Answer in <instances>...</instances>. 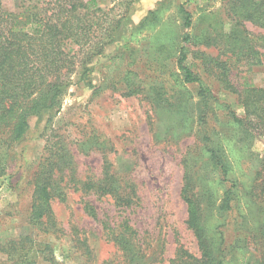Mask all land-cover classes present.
Returning a JSON list of instances; mask_svg holds the SVG:
<instances>
[{"label": "rangeland", "instance_id": "1", "mask_svg": "<svg viewBox=\"0 0 264 264\" xmlns=\"http://www.w3.org/2000/svg\"><path fill=\"white\" fill-rule=\"evenodd\" d=\"M21 1L5 0L11 9ZM98 2L114 8L115 16H125L117 42L94 58L89 70L79 69L72 75L59 109L44 118H31L24 137L2 152L8 166L0 176V244L32 235L40 244L38 257L42 255L36 264H80L69 236L75 225L87 236L94 258L102 264L120 257L104 226L127 219L148 246L151 261L156 259L153 264H171L180 251L199 258L198 242L188 228V207L182 198L189 172L195 174L194 187L210 197L204 204V221L213 237L225 234L227 244L232 242L235 227L241 222L244 229L253 232L261 218L248 200L256 184V193H262L264 200V137L246 134L230 123V111L243 117L244 109L203 73L202 63L205 57L230 54H226L230 47L225 45L224 36L232 30L246 32L252 39L264 36V28L234 17L229 0ZM151 11H155L153 16H149ZM186 13L191 16L190 27L186 26ZM148 16L149 21L138 28ZM181 49L187 53L185 65L203 73L202 80L215 97L211 103L216 115L209 122L224 146L230 167L225 183L217 172L205 167L207 154L198 121L199 86L181 81ZM260 50L264 53V48ZM232 78L236 84L247 79L264 87V56L262 66L252 70L241 66L233 70ZM180 95L175 101L174 96ZM51 135L62 137L72 151L81 179L100 181L107 173L124 177L126 192L136 191L133 207L119 210L110 197L85 196L69 188L66 202H54L56 218L66 235L55 239L33 228L29 224L33 175ZM232 187L233 208L221 212L225 193ZM85 202L96 208V217L84 210ZM6 259L0 252V261ZM227 259L230 264H259L262 247L257 239L242 242Z\"/></svg>", "mask_w": 264, "mask_h": 264}, {"label": "trees", "instance_id": "2", "mask_svg": "<svg viewBox=\"0 0 264 264\" xmlns=\"http://www.w3.org/2000/svg\"><path fill=\"white\" fill-rule=\"evenodd\" d=\"M229 3L234 17L264 28V0H229ZM154 13L151 11L149 16ZM184 15L186 26L190 27L191 16ZM149 16L140 22L138 28L149 21ZM124 18V15L115 16L114 8L102 7L98 0H38L35 3L22 0L15 9L0 0V176L5 175L8 166L2 152L12 149L15 142L24 137L31 118H44L59 109L72 75L79 69L83 72L89 70L88 64L102 56L107 46L117 42ZM231 33L224 36L225 45L230 47L226 54H230L224 58L205 57L203 73L243 107L244 116L238 117L225 106L231 110L230 123L246 134L264 137V87L247 79L236 84L232 78L233 70L241 66L249 70L262 66L264 53L260 48H264V36L250 39L240 30ZM186 59L187 53L181 49L178 59L181 81L183 85L199 86L198 121L201 142L207 154L205 167L217 172L225 183L230 167L224 146L220 139L217 140L218 135L209 122L212 115H216L211 103V98L215 97L204 84L203 73L194 72L185 65ZM180 98L181 95L174 96L175 101ZM193 175L189 172L185 176L182 198L188 207L187 225L197 239L201 256L197 258L187 251H180L171 264H230L227 258L234 255L242 242L248 244L256 239L262 247L259 264H264V200L262 193H256L258 185L252 187V198L248 200L261 218L257 229L252 232V229H244L242 222L237 223L235 238L227 244L225 234L213 237L210 226L204 221V204L210 202V197L194 187ZM79 176L74 154L63 138L58 135L48 137L44 156L33 175L34 191L29 215V224L40 234L55 239L66 235L56 218L54 202H66L69 188L85 196L110 197L119 210L133 207L136 191L126 192L124 177L107 173L103 180L95 181L91 177L83 180ZM233 202L235 191L232 187L226 191L220 211L230 212ZM84 208L89 216H97L91 202H85ZM104 227L106 237L120 257L105 260L102 264H153L156 261H151L148 246L142 243L139 231L127 219L114 226L106 223ZM69 236L72 249L81 259L80 264H98L87 236L82 235L78 226L70 229ZM39 246L32 235L21 236L6 245L0 244V252L7 256L0 264H36L42 256L38 257Z\"/></svg>", "mask_w": 264, "mask_h": 264}]
</instances>
